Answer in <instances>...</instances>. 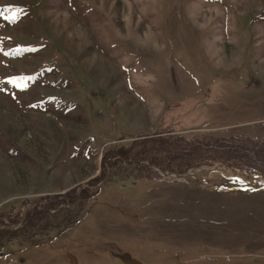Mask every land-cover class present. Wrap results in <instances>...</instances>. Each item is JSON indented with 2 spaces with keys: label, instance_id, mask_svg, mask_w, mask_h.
Segmentation results:
<instances>
[{
  "label": "rangeland",
  "instance_id": "obj_1",
  "mask_svg": "<svg viewBox=\"0 0 264 264\" xmlns=\"http://www.w3.org/2000/svg\"><path fill=\"white\" fill-rule=\"evenodd\" d=\"M258 178L264 0H0V264H264Z\"/></svg>",
  "mask_w": 264,
  "mask_h": 264
},
{
  "label": "bare ground",
  "instance_id": "obj_2",
  "mask_svg": "<svg viewBox=\"0 0 264 264\" xmlns=\"http://www.w3.org/2000/svg\"><path fill=\"white\" fill-rule=\"evenodd\" d=\"M240 175V177H242V178H246V176L245 175H242V174H239ZM248 177V176H247ZM179 178H182L181 176L179 177ZM184 179V178H183ZM185 180V179H184ZM244 181H243V184H246V183H244L245 182V179H243ZM254 186H259V187H261V188H264V178H258V183L256 184V183H254L253 184ZM247 186H250V185H247Z\"/></svg>",
  "mask_w": 264,
  "mask_h": 264
},
{
  "label": "water",
  "instance_id": "obj_3",
  "mask_svg": "<svg viewBox=\"0 0 264 264\" xmlns=\"http://www.w3.org/2000/svg\"><path fill=\"white\" fill-rule=\"evenodd\" d=\"M163 173H164L165 175L173 174L174 176H177L178 178H179L180 176H181L182 178H186L184 175H181V174H178V173H174V172H173V173H170V172H168V173H167V172H163ZM256 188H261V187L258 186V187H256ZM75 204H76V203H75ZM28 206H29V205H28ZM28 206L25 207V209H24L25 211L27 210V207H28ZM68 206H71V205H65V206H64V205H61V206H59V207H68Z\"/></svg>",
  "mask_w": 264,
  "mask_h": 264
},
{
  "label": "snow or ice",
  "instance_id": "obj_4",
  "mask_svg": "<svg viewBox=\"0 0 264 264\" xmlns=\"http://www.w3.org/2000/svg\"><path fill=\"white\" fill-rule=\"evenodd\" d=\"M9 8H11L12 6H8ZM20 12V9H16L15 12L13 13V15L11 17H8L9 19H15L16 18V14Z\"/></svg>",
  "mask_w": 264,
  "mask_h": 264
},
{
  "label": "trees",
  "instance_id": "obj_5",
  "mask_svg": "<svg viewBox=\"0 0 264 264\" xmlns=\"http://www.w3.org/2000/svg\"><path fill=\"white\" fill-rule=\"evenodd\" d=\"M44 211H46V209H38V212L40 213V214H42V216H41V218H43L44 217ZM5 232L6 233H9V231H7V230H5Z\"/></svg>",
  "mask_w": 264,
  "mask_h": 264
},
{
  "label": "built area",
  "instance_id": "obj_6",
  "mask_svg": "<svg viewBox=\"0 0 264 264\" xmlns=\"http://www.w3.org/2000/svg\"><path fill=\"white\" fill-rule=\"evenodd\" d=\"M6 264H9V263H6Z\"/></svg>",
  "mask_w": 264,
  "mask_h": 264
},
{
  "label": "crops",
  "instance_id": "obj_7",
  "mask_svg": "<svg viewBox=\"0 0 264 264\" xmlns=\"http://www.w3.org/2000/svg\"><path fill=\"white\" fill-rule=\"evenodd\" d=\"M29 206H32V205H29Z\"/></svg>",
  "mask_w": 264,
  "mask_h": 264
},
{
  "label": "flooded vegetation",
  "instance_id": "obj_8",
  "mask_svg": "<svg viewBox=\"0 0 264 264\" xmlns=\"http://www.w3.org/2000/svg\"><path fill=\"white\" fill-rule=\"evenodd\" d=\"M167 172H169V171H167Z\"/></svg>",
  "mask_w": 264,
  "mask_h": 264
}]
</instances>
